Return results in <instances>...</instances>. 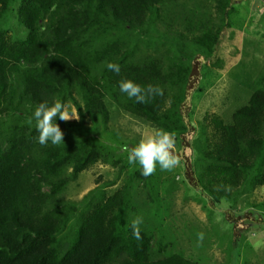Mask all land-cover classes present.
Returning <instances> with one entry per match:
<instances>
[{
  "label": "trees",
  "instance_id": "1",
  "mask_svg": "<svg viewBox=\"0 0 264 264\" xmlns=\"http://www.w3.org/2000/svg\"><path fill=\"white\" fill-rule=\"evenodd\" d=\"M179 1L0 0V22L19 2L17 19L26 29L24 37H15L0 26V109L12 103L18 82L34 108L69 98L80 112L79 121L56 120L76 134V146L41 145L34 134L13 133L6 138V149L0 147V264H202L163 242L158 230L141 224L142 239L133 236L127 183L109 195L102 185L92 189L85 198L94 200L73 234L66 240L61 236L75 210L73 201L61 197L66 185L96 163L114 161L107 145L79 131L87 118L109 122L107 100L175 133L179 157L194 184L214 202L264 186V70L230 123L210 112L197 124L191 120L190 82L197 55L205 54L206 61L216 57L233 4L240 0H214V13L203 4L177 15ZM169 20L184 27L193 45H176L171 56L140 58L124 44L127 36L121 30L157 22L171 27ZM94 38L102 44L96 45ZM109 63L120 66L119 74L108 69ZM128 79L159 86L163 95L138 103L120 90V81ZM258 206L264 207V201Z\"/></svg>",
  "mask_w": 264,
  "mask_h": 264
},
{
  "label": "rangeland",
  "instance_id": "2",
  "mask_svg": "<svg viewBox=\"0 0 264 264\" xmlns=\"http://www.w3.org/2000/svg\"><path fill=\"white\" fill-rule=\"evenodd\" d=\"M18 4H14L13 11L0 26L15 37H24L26 29L19 24L16 14ZM203 4L215 12L214 0H180L177 7L174 6V14L196 11ZM233 5L230 27L217 46L216 57L210 61H206L205 54L196 58L190 82L194 124L199 123L207 112L217 113L230 123L236 109L248 102L252 82L264 70V0H240ZM169 22L171 27L157 22L136 31L126 33L121 30L127 36L124 44L131 45L140 58L171 56L175 54L176 45H193L191 35L180 23ZM216 22L223 23L217 18ZM177 33H183L185 37L179 38ZM84 38L89 39L87 33ZM93 40L96 45L102 44L99 38ZM14 90L12 103L6 110L0 109V147L3 149L7 147L6 138L13 133L39 136L35 121L28 123L34 106L23 96V87L18 82H15ZM65 103L75 107L69 98ZM107 104L110 111L107 124L94 123L87 118L84 128L79 131L100 139L111 149L114 161L111 164L98 162L81 171L62 191L61 197L75 203V210L61 234L64 240L73 234L80 217L94 200L85 198L92 189L102 185L109 195L127 183L132 195L130 206H133L130 218L142 217V225L151 232L158 230L161 240L172 244L175 250L202 264H264V207L258 206L264 201V186L254 190L244 188L233 199L214 202L196 187L192 172L179 156L180 164L174 169L161 170L157 165L154 174L143 176L139 164L128 163V152L124 149L137 145L142 134H151L161 128L125 112L110 100ZM60 128L64 143L52 145L49 141L47 145L76 146V134ZM173 134L174 151L178 153L180 144ZM70 172L68 169L67 173ZM44 190L48 192L49 186L44 184ZM198 233H203L202 242L198 240Z\"/></svg>",
  "mask_w": 264,
  "mask_h": 264
},
{
  "label": "clouds",
  "instance_id": "3",
  "mask_svg": "<svg viewBox=\"0 0 264 264\" xmlns=\"http://www.w3.org/2000/svg\"><path fill=\"white\" fill-rule=\"evenodd\" d=\"M108 69L119 74L120 66L115 63H109ZM120 90L130 99L135 98L138 103H147L158 95H163V89L159 86H142L131 79L120 81ZM57 118L62 121L80 120L79 109L70 103H61L56 101L49 105L47 102L39 104L28 119V123L35 121V127L38 136V143L47 145L50 141L52 145L64 143V133L60 125L56 122ZM174 134L164 129H156L151 134H142V138L137 145L124 150L128 152V163L139 164L142 169V175L151 176L156 171L157 165L161 170H172L180 164V160L175 151ZM142 217H136L131 220L132 234L137 240H141ZM203 233H198V240L203 241Z\"/></svg>",
  "mask_w": 264,
  "mask_h": 264
},
{
  "label": "water",
  "instance_id": "4",
  "mask_svg": "<svg viewBox=\"0 0 264 264\" xmlns=\"http://www.w3.org/2000/svg\"><path fill=\"white\" fill-rule=\"evenodd\" d=\"M177 156H179V153H176Z\"/></svg>",
  "mask_w": 264,
  "mask_h": 264
}]
</instances>
